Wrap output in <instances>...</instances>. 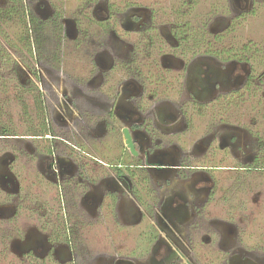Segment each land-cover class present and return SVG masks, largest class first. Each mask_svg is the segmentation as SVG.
<instances>
[{
  "label": "flooded vegetation",
  "instance_id": "obj_1",
  "mask_svg": "<svg viewBox=\"0 0 264 264\" xmlns=\"http://www.w3.org/2000/svg\"><path fill=\"white\" fill-rule=\"evenodd\" d=\"M77 1L22 9L88 75L53 107L57 49L19 73L38 123L0 135V264H264V47L236 33L264 0Z\"/></svg>",
  "mask_w": 264,
  "mask_h": 264
},
{
  "label": "rangeland",
  "instance_id": "obj_2",
  "mask_svg": "<svg viewBox=\"0 0 264 264\" xmlns=\"http://www.w3.org/2000/svg\"><path fill=\"white\" fill-rule=\"evenodd\" d=\"M2 1L4 0H0V4ZM39 1L46 3L47 1H52L56 3L57 6L61 8L62 15L66 19V22L73 18V10L79 7V2L77 0H26L27 3H24L25 0H16L15 5H18L21 10L25 8L26 11L29 12V15L33 13V15L36 14V16H38L36 11L38 10L37 4ZM257 7L256 13L251 15L243 25L238 27L236 33L240 35L243 40H251L252 44H258L264 47V4H260ZM23 12L25 13V11ZM22 24L26 25L23 19L21 18L20 20L16 15H14V17L5 15L0 16V54L4 55L0 56V133H14L20 135L27 131H34V124L38 122L34 121L32 125H25V123H23L25 118L29 116L32 121L38 118V116L35 115V108L30 104L31 94L34 96V94L40 93L41 91L45 94L47 99L53 96L52 104L54 107L55 103H57L55 97H57V93L60 95L63 92L61 88L65 87L66 82L67 88L64 90L67 91V93H72L74 91L72 86H77L74 77L82 81L84 78H87L88 75L86 71L88 68H85V63L80 61L82 60L81 57L83 52L81 53L79 50L71 52V45L66 40H61L60 45L56 43L55 48L52 40L51 45L46 49L47 51L41 52L43 48L39 46V50L36 47L35 36L29 31L24 33L22 31ZM55 52L60 56L61 64L59 65V72L60 76L64 78L59 88L56 85H39L38 87H41L39 91L36 86L30 85L27 88L26 85L23 86L20 84L18 79L19 73L20 71L23 72L24 68H26L25 64L27 62L31 65L36 64V61L45 63V67L51 71L50 74L55 76V72H58V67H56L57 64L52 62L54 60L53 57L56 56ZM42 55L45 57L40 59ZM78 56L80 57L79 60L76 59ZM47 82H52L50 76ZM85 87L84 85L83 88ZM88 92H85V94L87 95ZM240 108V111H242V106H240ZM258 108L261 109L264 108V106H259ZM52 109L51 107V111ZM51 111L44 114V117H48V123L49 121H53L51 118ZM250 111L254 110L250 108ZM26 115L27 117H25ZM4 140L5 139H0V144H2ZM79 263L83 264L82 259L79 260Z\"/></svg>",
  "mask_w": 264,
  "mask_h": 264
},
{
  "label": "trees",
  "instance_id": "obj_3",
  "mask_svg": "<svg viewBox=\"0 0 264 264\" xmlns=\"http://www.w3.org/2000/svg\"><path fill=\"white\" fill-rule=\"evenodd\" d=\"M15 1L16 0H11L9 2L12 6L10 13H9V17L10 16L14 17V15H16L20 19V18H22V17H20V15L23 13V10H21L18 5H15L16 4ZM5 10H7V9H5ZM5 13H7V12L4 11L2 9V7H0V16L6 15ZM0 56H4V55L0 54ZM0 135H5V133L2 132V133H0Z\"/></svg>",
  "mask_w": 264,
  "mask_h": 264
}]
</instances>
